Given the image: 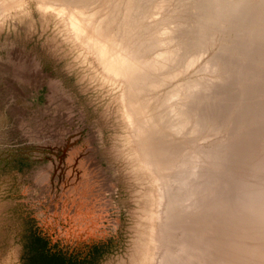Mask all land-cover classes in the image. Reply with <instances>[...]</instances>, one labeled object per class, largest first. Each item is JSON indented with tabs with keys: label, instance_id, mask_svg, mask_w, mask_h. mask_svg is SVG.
Segmentation results:
<instances>
[{
	"label": "bare ground",
	"instance_id": "6f19581e",
	"mask_svg": "<svg viewBox=\"0 0 264 264\" xmlns=\"http://www.w3.org/2000/svg\"><path fill=\"white\" fill-rule=\"evenodd\" d=\"M33 3L117 93L158 178L154 264H264V0H0V28ZM18 65L28 91L39 70ZM231 122L237 138L188 147Z\"/></svg>",
	"mask_w": 264,
	"mask_h": 264
},
{
	"label": "rangeland",
	"instance_id": "374dc122",
	"mask_svg": "<svg viewBox=\"0 0 264 264\" xmlns=\"http://www.w3.org/2000/svg\"><path fill=\"white\" fill-rule=\"evenodd\" d=\"M14 43L38 52L65 81L74 94L66 114L25 101L21 86L29 78L19 65L6 68L8 60H34L39 75L28 91L45 87L49 100H65L40 58ZM209 54L192 75L205 76L198 69ZM227 127L188 147L212 149L240 136L235 123ZM157 180L131 139L119 96L76 52L55 15L33 3L9 19L0 28V264H154Z\"/></svg>",
	"mask_w": 264,
	"mask_h": 264
},
{
	"label": "flooded vegetation",
	"instance_id": "af4514ba",
	"mask_svg": "<svg viewBox=\"0 0 264 264\" xmlns=\"http://www.w3.org/2000/svg\"><path fill=\"white\" fill-rule=\"evenodd\" d=\"M12 45H15L17 48L25 52V49L23 48V46L17 45L15 43ZM31 52L35 53L40 58V60L43 63L45 72H49L51 75V78L55 82L60 84V86L62 87V99L65 100L64 101L65 103L61 102L60 100H52V101L49 100V97L47 96V93H46L47 90L45 87L41 88L39 91L38 90L37 91L36 90L22 91V93L28 96L27 97L28 99H25V101L35 106V108H37L38 110H44L45 108L47 109L49 107L54 106V109L56 110V112H59V113L63 112L64 114H66L65 112L68 108V105L71 103L70 102L71 98L74 96L73 92L66 86L64 80L56 77L54 72L47 70V65H46V61L44 60V57L40 56V54L34 51L33 49H31L28 53H31ZM34 97L35 99H33Z\"/></svg>",
	"mask_w": 264,
	"mask_h": 264
}]
</instances>
